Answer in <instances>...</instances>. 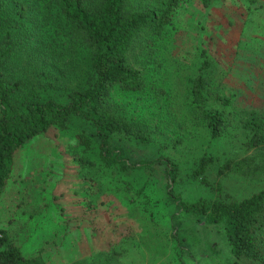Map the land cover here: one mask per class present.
Wrapping results in <instances>:
<instances>
[{
	"label": "rangeland",
	"instance_id": "rangeland-1",
	"mask_svg": "<svg viewBox=\"0 0 264 264\" xmlns=\"http://www.w3.org/2000/svg\"><path fill=\"white\" fill-rule=\"evenodd\" d=\"M167 2L127 0V7L154 11ZM179 4L172 25L140 38L129 53V64L144 74L142 88L115 85L110 94L113 108L149 131L151 141L115 138L132 160H173L178 174L172 187L185 202L240 199L264 187V143L248 146L252 129L244 125L264 123V0ZM54 18L50 0H0V75L22 78L25 93L44 80L27 60L26 41L35 34L47 38ZM85 56L79 49L56 69L74 62L79 79L86 73ZM205 61L207 88L225 103L193 100L192 78ZM216 108L227 115L219 137L203 117ZM90 131L86 119L73 116L67 128L53 127L15 151L13 190L4 202L17 201L25 186L31 195L0 216L9 241L26 253L42 252L46 264H261L233 256L222 223L178 210L162 166L121 169L77 160H96L95 149L84 150L74 139ZM203 156L211 161L197 173ZM40 191L46 203L39 201ZM260 240L264 246V234Z\"/></svg>",
	"mask_w": 264,
	"mask_h": 264
},
{
	"label": "trees",
	"instance_id": "trees-1",
	"mask_svg": "<svg viewBox=\"0 0 264 264\" xmlns=\"http://www.w3.org/2000/svg\"><path fill=\"white\" fill-rule=\"evenodd\" d=\"M182 1L187 0H168L162 9L150 11L128 8L127 0H50L55 16L53 33L47 38L35 34L26 41L27 60L38 68V76L42 75L44 80H36L31 92L25 93L22 78L8 80L0 75V216H6L11 204L14 209L22 205L26 193L31 195V189L28 191L25 186L14 192L17 201L4 202L13 190L10 180L15 151L53 127L67 128L73 116H81L91 131L75 134V143L84 146V150L95 149L96 160L76 155L77 160L121 169L162 166L168 179V196L178 210L203 215L210 223H222L236 259L264 264L260 240L264 234V187L240 199L185 202L172 187L178 174V165L173 160L163 156L132 160L115 138L122 134L143 144L151 141L149 131L113 108L110 94L115 85L126 90L142 88L144 74L129 64V53L140 38L159 34L172 25ZM199 1L207 5L213 0ZM79 49L85 51L88 60L83 77L77 78L74 62L56 69L64 57L72 59ZM2 57L0 54V61ZM207 65L205 61L192 78L193 100L202 104L212 97L225 103L226 98L207 88L203 72ZM73 77L75 83L67 85ZM203 117L213 137L225 132L227 115L223 109L203 112ZM244 125L252 129L246 141L248 146L264 143V123L253 120ZM210 161V157H201L197 173L204 172ZM87 179L94 183L90 177ZM32 197L35 198V193ZM39 201L46 203L43 192ZM0 264H46V261L42 252L26 253L22 246L9 241L0 227Z\"/></svg>",
	"mask_w": 264,
	"mask_h": 264
}]
</instances>
